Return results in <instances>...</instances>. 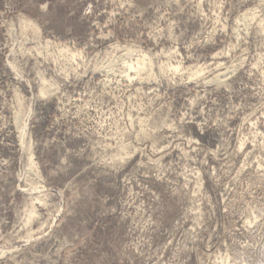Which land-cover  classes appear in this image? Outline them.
Segmentation results:
<instances>
[{
	"label": "rangeland",
	"instance_id": "obj_1",
	"mask_svg": "<svg viewBox=\"0 0 264 264\" xmlns=\"http://www.w3.org/2000/svg\"><path fill=\"white\" fill-rule=\"evenodd\" d=\"M0 264H264V0H0Z\"/></svg>",
	"mask_w": 264,
	"mask_h": 264
},
{
	"label": "bare ground",
	"instance_id": "obj_2",
	"mask_svg": "<svg viewBox=\"0 0 264 264\" xmlns=\"http://www.w3.org/2000/svg\"><path fill=\"white\" fill-rule=\"evenodd\" d=\"M21 24H23V26L24 27H27V26H29L30 27V29H32L33 31H34V27L33 26H30L28 23H21ZM28 24V25H27ZM25 30H27V29H25ZM131 67V66H130ZM130 67L128 68L129 70H130ZM135 69H136V72H140L141 70H144V68H146L145 67V65H144V62L143 61H137V63H136V66L134 67ZM134 70V69H133ZM224 75V74H223ZM44 90H43V88H41V90H40V94L41 95H44ZM22 132V131H21Z\"/></svg>",
	"mask_w": 264,
	"mask_h": 264
}]
</instances>
